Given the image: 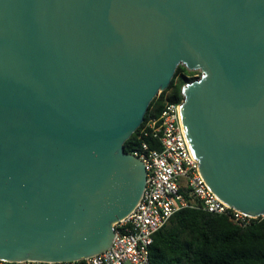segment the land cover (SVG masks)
I'll return each mask as SVG.
<instances>
[{"label": "water", "instance_id": "obj_1", "mask_svg": "<svg viewBox=\"0 0 264 264\" xmlns=\"http://www.w3.org/2000/svg\"><path fill=\"white\" fill-rule=\"evenodd\" d=\"M180 65L209 187L264 214V0H0V258L111 247L146 186L124 144Z\"/></svg>", "mask_w": 264, "mask_h": 264}, {"label": "built area", "instance_id": "obj_2", "mask_svg": "<svg viewBox=\"0 0 264 264\" xmlns=\"http://www.w3.org/2000/svg\"><path fill=\"white\" fill-rule=\"evenodd\" d=\"M141 128V127H140ZM139 128V129H140ZM153 136L161 149H151L143 139ZM139 149L131 154L146 169L143 195L124 219L114 223V239L106 251L74 261L6 260L0 264H151L150 247L155 234L172 216L185 208L226 216L231 222L247 227L263 220L264 214H246L224 202L209 187L186 140L181 103H168L159 120L150 119L140 129Z\"/></svg>", "mask_w": 264, "mask_h": 264}, {"label": "trees", "instance_id": "obj_3", "mask_svg": "<svg viewBox=\"0 0 264 264\" xmlns=\"http://www.w3.org/2000/svg\"><path fill=\"white\" fill-rule=\"evenodd\" d=\"M194 74L184 65L178 66L169 87L150 103L141 128L150 119L159 120L166 104L182 103L183 87L198 79ZM140 129L125 142L126 152L140 148ZM143 140L151 149H161L153 136ZM150 263L264 264V219L240 227L223 215L197 208L182 209L155 234Z\"/></svg>", "mask_w": 264, "mask_h": 264}, {"label": "rangeland", "instance_id": "obj_4", "mask_svg": "<svg viewBox=\"0 0 264 264\" xmlns=\"http://www.w3.org/2000/svg\"><path fill=\"white\" fill-rule=\"evenodd\" d=\"M190 72H192V73H195L194 75H195V77H200L201 76V71H190Z\"/></svg>", "mask_w": 264, "mask_h": 264}]
</instances>
